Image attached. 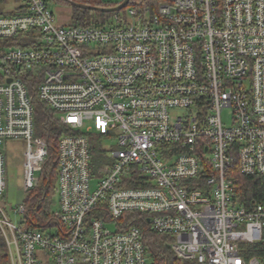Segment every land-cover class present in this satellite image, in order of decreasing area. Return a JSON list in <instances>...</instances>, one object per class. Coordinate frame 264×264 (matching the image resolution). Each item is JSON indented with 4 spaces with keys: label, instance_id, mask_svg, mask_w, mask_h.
<instances>
[{
    "label": "built area",
    "instance_id": "built-area-1",
    "mask_svg": "<svg viewBox=\"0 0 264 264\" xmlns=\"http://www.w3.org/2000/svg\"><path fill=\"white\" fill-rule=\"evenodd\" d=\"M23 2L0 15V196L6 141L26 142L25 194L51 157L35 100L76 132L56 144V225L25 227L0 202L10 264H151L142 229L123 226L132 212L181 264H264L242 252L262 239L264 199L243 206L235 186L236 170L264 176V0L137 1L102 26H63L47 0ZM87 122L116 142L100 176Z\"/></svg>",
    "mask_w": 264,
    "mask_h": 264
},
{
    "label": "trees",
    "instance_id": "trees-1",
    "mask_svg": "<svg viewBox=\"0 0 264 264\" xmlns=\"http://www.w3.org/2000/svg\"><path fill=\"white\" fill-rule=\"evenodd\" d=\"M57 1L63 4L71 3L72 22L63 26H102L116 14H123L125 10L135 4L137 1H147L154 5L157 0H130L129 4L120 11H108L102 9H88L78 6L84 4L96 6L99 8H110L101 0H47ZM27 10L23 0H0V15H18ZM17 39V38H15ZM14 41V40H10ZM20 44L29 46L31 40L20 39ZM36 114V134L42 137L48 143L51 157L44 163L43 172L38 186L27 193L23 203L25 212L21 215L19 222L25 227L38 228L49 231L56 225L54 216L55 208L58 207V164L55 155V146L58 139L65 133L76 132L71 127L63 124L59 116L48 109L40 101L35 100ZM107 135L93 132L90 134L91 150L93 155L92 171L97 174L100 166L107 162V150L104 146ZM204 173L201 175L204 178ZM237 200L243 206H251L253 201H262L264 199V176H247L235 171ZM149 184L143 182H134L127 184V187H144ZM125 186V187H126ZM103 205H100L91 214L102 215ZM123 226L128 227L131 224L138 225L144 235V243L147 253L151 258V264H181L171 248V237L165 234H159L152 230L147 221V216L138 212L128 213L123 218ZM243 254L247 257H258L264 261V228L261 241L252 244H243ZM0 264H10L7 254L6 243L0 234Z\"/></svg>",
    "mask_w": 264,
    "mask_h": 264
},
{
    "label": "rangeland",
    "instance_id": "rangeland-1",
    "mask_svg": "<svg viewBox=\"0 0 264 264\" xmlns=\"http://www.w3.org/2000/svg\"><path fill=\"white\" fill-rule=\"evenodd\" d=\"M70 1V0H69ZM104 4L110 6H117L124 0H101ZM50 9L55 13L57 22L59 24L69 25L72 22V11L73 8L71 3L63 4L57 1L49 2ZM223 120L226 124L230 125L232 123V110L230 108H225L223 111ZM92 124L94 126L91 132H96L94 122H87L86 126L82 131H86L87 126ZM25 140H9L6 141L3 149L7 155V190L0 196V202L5 206L10 218L14 222H18L21 215H17L11 208H18L26 198L25 192L23 191V162L25 159ZM116 142L114 140H106L104 146L107 148H112ZM56 149V146H55ZM51 154V153H50ZM56 155V154H55ZM112 160V157L107 156V162ZM105 164V163H104ZM103 164L100 166V169L96 176L103 174L106 169ZM98 185V179L93 178L91 182L92 189H95ZM57 209V207L55 208ZM107 227L110 230H115L114 223H108ZM151 261V260H150Z\"/></svg>",
    "mask_w": 264,
    "mask_h": 264
},
{
    "label": "water",
    "instance_id": "water-1",
    "mask_svg": "<svg viewBox=\"0 0 264 264\" xmlns=\"http://www.w3.org/2000/svg\"><path fill=\"white\" fill-rule=\"evenodd\" d=\"M70 1L73 2L72 0H70ZM129 2H130V0H124L119 5L114 6V7H110V8H99L96 6H90V5H84V4H77V5L80 7H83V8H88V9H102V10H108V11H120L121 9L126 7L129 4ZM149 221H150V218H148V222Z\"/></svg>",
    "mask_w": 264,
    "mask_h": 264
}]
</instances>
